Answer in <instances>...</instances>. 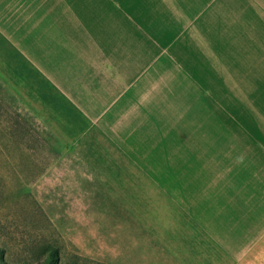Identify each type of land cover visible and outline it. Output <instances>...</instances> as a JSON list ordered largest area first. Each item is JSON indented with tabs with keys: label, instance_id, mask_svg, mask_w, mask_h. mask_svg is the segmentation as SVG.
I'll return each mask as SVG.
<instances>
[{
	"label": "crops",
	"instance_id": "obj_1",
	"mask_svg": "<svg viewBox=\"0 0 264 264\" xmlns=\"http://www.w3.org/2000/svg\"><path fill=\"white\" fill-rule=\"evenodd\" d=\"M83 14L110 16L108 28L122 33L110 32L117 52L108 55L110 46L98 45L92 31L102 25L99 18H92L89 35L78 33L83 28L77 16ZM147 14L143 7L132 8L130 0H116L106 12L92 0H0V62L25 63L43 73L42 85L50 86L42 91L43 100L57 110L43 123L50 120L49 135L76 160L82 184L104 186L130 225L122 240L126 247L128 239L137 247L128 256L131 264H264V53L238 74V115L248 111L238 117V134L200 130L177 136L170 145L169 180L155 177L151 186L143 177L145 165L132 168L126 142L131 136L117 128L122 122L106 119L116 109L113 96L123 92V85L115 89L114 65L123 68L131 56L146 62L149 45L155 63H170L173 71L179 64L187 78H201L192 74L200 73L194 64L210 59L205 51L196 53L192 40H163L157 33L147 38ZM164 15L170 17L171 31L203 36L210 30L217 40L210 47L230 45L237 33L238 45L253 30L264 35V0H156V31L163 30ZM130 32L146 40L143 49L139 44L133 53L125 51ZM256 45L264 47V42ZM50 51L62 66L45 65ZM101 54L102 65L94 63ZM100 68L107 72H101V87ZM100 94L111 95L110 103ZM106 139L121 142L124 151L109 149Z\"/></svg>",
	"mask_w": 264,
	"mask_h": 264
},
{
	"label": "rangeland",
	"instance_id": "obj_2",
	"mask_svg": "<svg viewBox=\"0 0 264 264\" xmlns=\"http://www.w3.org/2000/svg\"><path fill=\"white\" fill-rule=\"evenodd\" d=\"M92 1L104 12L116 5V0ZM130 2L132 8L143 7L148 12L147 38L157 33L163 40L189 39L196 44V53L205 51L210 59L205 64H194L200 73L192 74H203L201 78H187L179 64L173 71L170 63H155L154 48L149 45L146 62L143 57L141 62L133 61L131 56V62L127 61L123 68L121 64L114 65L115 89L123 85V92L113 96L116 109L105 113L106 119L122 122L123 127L117 128L131 136L126 142L131 149L132 168L145 165L148 172L143 177L155 186V177L169 180L170 145L177 136L200 130L206 134H238V117L248 113L239 111L238 115V74L251 69L252 57L264 53V47L256 45L264 42V35L253 30L247 33L249 37L241 39L243 45H238L237 33L236 41L231 40L230 45L210 47L217 43L210 30L201 31L203 36L194 31L189 35L185 30L171 31L170 17L164 15L163 30L156 31V0ZM84 7H91L90 3H84ZM77 17L83 28L78 33L86 35L94 26L92 18H99L102 25L92 31L98 35L99 46L117 42L110 32L122 34L117 28H108L109 15ZM130 33L125 51L133 53L139 44L143 49L146 40L139 41V36ZM107 51L111 55L117 48L110 46ZM101 56L100 60L94 56L93 62L102 65ZM59 60L50 51L45 65L54 62L58 68L62 66ZM101 72L107 73L100 68V87ZM42 78L36 66L29 69L25 63L0 62V264H27L25 261L34 254H41L46 243L58 247L65 264H131L128 256L137 247H131L130 239L126 247L122 240L124 228L129 233L130 225L123 222L122 213L106 196L104 186L82 184L76 160L65 155L49 135L50 120L43 123L57 110L43 100L42 91L50 90V86L44 87ZM47 82L52 85L48 78ZM99 97L111 101V95ZM105 146L113 147L114 152L124 151L121 142L106 139ZM131 186L137 184L132 182Z\"/></svg>",
	"mask_w": 264,
	"mask_h": 264
},
{
	"label": "trees",
	"instance_id": "obj_3",
	"mask_svg": "<svg viewBox=\"0 0 264 264\" xmlns=\"http://www.w3.org/2000/svg\"><path fill=\"white\" fill-rule=\"evenodd\" d=\"M44 245L45 246L41 249V254H34L31 260L25 262L27 264H65L61 261L60 252L57 246L49 243Z\"/></svg>",
	"mask_w": 264,
	"mask_h": 264
}]
</instances>
